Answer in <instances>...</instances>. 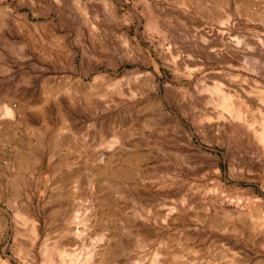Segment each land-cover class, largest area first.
I'll return each mask as SVG.
<instances>
[{
  "label": "rangeland",
  "instance_id": "1",
  "mask_svg": "<svg viewBox=\"0 0 264 264\" xmlns=\"http://www.w3.org/2000/svg\"><path fill=\"white\" fill-rule=\"evenodd\" d=\"M262 211L264 0H0L10 264L75 214L106 264H264Z\"/></svg>",
  "mask_w": 264,
  "mask_h": 264
},
{
  "label": "bare ground",
  "instance_id": "2",
  "mask_svg": "<svg viewBox=\"0 0 264 264\" xmlns=\"http://www.w3.org/2000/svg\"><path fill=\"white\" fill-rule=\"evenodd\" d=\"M50 88H49V90H50L49 94H51L53 96L56 93L61 92V91H65V92L69 93L70 95H72V94L74 95V93H72L71 91H70L71 93L69 91H67L66 90L67 88L64 89V86L63 87H59V85H58V87H56V88H52V89H50ZM3 112L6 113V114H12L13 113L12 109L9 108V106H5V108H3ZM66 137H68V136H66ZM67 141H68V139H67ZM91 206H92V204L90 205V207ZM249 208H252V207H249ZM92 210H93V208H92ZM253 210H250V211H253ZM96 211H98V210H96ZM254 211H257V210L255 209ZM260 211H257V213H261ZM92 212H94V210ZM263 214H264V212H263ZM263 214L259 215V217L260 218H261V216L263 217L264 216ZM92 217H94V216H92ZM95 217H94V219H95ZM259 217L255 216L254 218L255 219H257V218L259 219ZM262 220H264V218ZM84 221H85V219L83 218V216H81L79 214H75L72 217V221H71V222H73L75 227L70 229V230H68V233L65 235V237L62 238V240L61 239L60 240H56V241H54V242H52L50 244V243H48L46 241V239H44L43 248H42V261H41V264H106V261H105L106 254L108 252H110V249L108 248V245L99 243V244H95L94 246H90L88 249L85 250L84 246H85V241L86 240L83 241V242H79L77 240L79 237H81L83 235L84 224H85ZM214 221H216V220H214ZM258 224H259V222H258ZM260 224H262V222ZM263 224H264V222H263ZM76 243L77 244H81V246L84 247L85 253H84V251L82 252L81 250L78 251L77 249H74V246H76ZM32 246H33V243H32ZM9 257H10V255H8L7 253H5L4 256H2L1 253H0V264H10L9 261H8L10 259ZM155 263L156 264H161L159 260H155Z\"/></svg>",
  "mask_w": 264,
  "mask_h": 264
}]
</instances>
